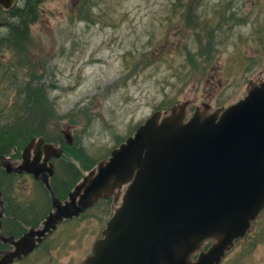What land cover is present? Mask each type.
<instances>
[{
    "label": "rangeland",
    "instance_id": "1",
    "mask_svg": "<svg viewBox=\"0 0 264 264\" xmlns=\"http://www.w3.org/2000/svg\"><path fill=\"white\" fill-rule=\"evenodd\" d=\"M36 14L26 43L14 50V85L5 67L10 55L0 60V128L15 122L17 132L58 140L57 169L70 163L81 174L155 110L178 101L191 110L228 107L264 77V0H45ZM0 22L12 23L1 9ZM7 32L0 27V37ZM62 130L71 133L70 145ZM32 136L12 134L0 151L10 157L11 144L21 148ZM108 217L103 200L63 222L54 233L65 242L56 249L61 261L53 264H80ZM248 238L221 264H264V209Z\"/></svg>",
    "mask_w": 264,
    "mask_h": 264
},
{
    "label": "water",
    "instance_id": "2",
    "mask_svg": "<svg viewBox=\"0 0 264 264\" xmlns=\"http://www.w3.org/2000/svg\"><path fill=\"white\" fill-rule=\"evenodd\" d=\"M13 3L0 0L6 10ZM247 85L227 108L203 103L189 114L177 102L154 111L63 200L49 183L61 146L34 136L18 166L0 154L7 172L40 179L51 204L38 227L9 240L0 264L26 256L102 199L111 200V216L82 264H219L264 208V80ZM62 135L70 145V133Z\"/></svg>",
    "mask_w": 264,
    "mask_h": 264
},
{
    "label": "flooded vegetation",
    "instance_id": "3",
    "mask_svg": "<svg viewBox=\"0 0 264 264\" xmlns=\"http://www.w3.org/2000/svg\"><path fill=\"white\" fill-rule=\"evenodd\" d=\"M184 10L194 11L189 8ZM190 20L187 19L185 21V26H190ZM201 28L202 27L199 26V30ZM189 112H191L190 107ZM46 142L54 143V145H61L58 143V140ZM24 146L21 148L12 147L9 152L10 157L6 156L7 153L5 154V152L0 151V154L8 157L11 162L16 163L18 166V163L21 161V153L24 149ZM32 158L33 154L30 155L31 160ZM52 163L53 174L49 178L51 187L52 181L55 179V177H57L58 173H61V169H57L55 161H52ZM29 166L31 167V165ZM33 167L42 168V165H33ZM42 174H47V172ZM15 188H18V190ZM15 192L19 194L17 195ZM41 193H44V195L47 197V199L46 197H43L44 202H40ZM50 210L51 204L49 194L44 188L40 179H35L32 174L26 172L20 174L7 172L3 166H0V259L3 257L4 253L13 249V246L10 244L9 240H16L29 228L38 227L41 220ZM251 226L246 232L245 236L242 238V241L247 239L248 243V237L251 233ZM58 229L59 227L52 234L48 235L44 241L36 246L29 254L21 257L20 259L15 258L10 264H53L54 261L60 262V256L59 253L56 252V249L57 251L60 249L63 251L65 242L62 239L59 240L58 238L61 243L59 244L57 239H55L54 233L57 232ZM206 248L207 247H204V249ZM228 254H226V256ZM224 258L221 260V262L224 260ZM193 259H196V256H194ZM83 261H81L80 264H82ZM221 262L219 264H221Z\"/></svg>",
    "mask_w": 264,
    "mask_h": 264
},
{
    "label": "trees",
    "instance_id": "4",
    "mask_svg": "<svg viewBox=\"0 0 264 264\" xmlns=\"http://www.w3.org/2000/svg\"><path fill=\"white\" fill-rule=\"evenodd\" d=\"M45 0H22V6L20 7H13L6 11L7 18L9 21H12L11 24L7 26L8 32L5 36L0 37V60L3 63L7 55H10L9 58L6 60L8 64H5L6 70L8 74H10V77L14 80L13 85L15 84V80L18 77V71L19 69L15 67L13 58H14V50L15 48H18L22 44L26 43L27 37H28V30L29 26L34 24L37 19L36 14V7H38L41 3H43ZM88 6V5H87ZM78 19L87 20V18L82 17V14L77 15ZM20 42V43H19ZM5 50H4V49ZM10 49V52L7 53V49ZM24 55H26V47H23ZM21 69V68H20ZM13 120V119H11ZM18 122V121H17ZM19 126V125H18ZM20 127V126H19ZM15 128V122H10L8 125H4L0 128V141L6 142L8 141L7 138L13 134L12 138H17L19 141H24L29 135H37L42 136L41 133H38L36 131L31 130H21ZM46 141H51L49 137L43 136ZM12 141V140H10ZM13 147V144L10 146ZM3 148V144L0 143V149ZM3 152V151H1ZM94 164L89 166L86 170L90 169ZM65 167V168H64ZM74 168L70 163H67L61 168V175L60 177L56 178L52 181V189L55 192V194L59 198H63L66 196L65 193L68 192V190L73 187V185L78 181V179L81 177V174H76L74 172ZM71 175V177H69ZM66 187L64 190L63 187ZM64 195V196H63ZM46 197V196H45ZM102 202L98 203L101 204ZM85 213H83L81 216H83ZM69 222V221H68Z\"/></svg>",
    "mask_w": 264,
    "mask_h": 264
}]
</instances>
